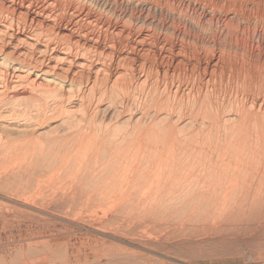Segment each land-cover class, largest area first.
<instances>
[{
    "label": "rangeland",
    "instance_id": "374dc122",
    "mask_svg": "<svg viewBox=\"0 0 264 264\" xmlns=\"http://www.w3.org/2000/svg\"><path fill=\"white\" fill-rule=\"evenodd\" d=\"M49 1L52 3L55 1L48 9L56 16L54 19L36 17L38 20L34 23L39 21L36 24L41 25V28L58 37L64 36L65 39L72 37L74 40H81L82 43L84 39L78 38V33L76 34V25L79 22L78 26L84 25L101 37L97 41L94 40V43L90 39L84 40L83 43L86 42L87 46H97L98 50L109 53V56L125 57L128 62L124 68L127 69L118 67V70L121 69L120 73L123 75L134 72L130 75L134 82L138 78L136 76H140L143 71L140 68L142 64L144 71L147 69L154 73L159 71L157 74L161 76L166 70L170 77L163 78L150 72L152 76L150 75L144 90L141 86V89L137 87L138 89L131 92L135 98L119 97L113 103L108 101V104L106 98H101L102 100L93 102L86 113H81L82 117L78 112L79 115L74 118L70 129L66 128L67 131L58 128L37 136L31 131L21 134L15 130L12 132L0 128V264H264V137H262L264 130L257 132V136L260 134L262 138L260 135L259 138L263 139L259 140L260 143L255 141L256 134L254 135L252 127L242 130L239 137L242 138V135L248 133L250 141L246 142L248 156L235 147L230 150L222 144L215 148L217 143L210 146L195 143L194 146L198 150L199 146L205 150L199 156L201 159L199 157L197 159L196 150L189 149L188 144H185L186 148L184 144L176 141L182 136H178L173 130L163 133L161 130L158 131L157 126L152 125L148 119L153 117L148 118V115L155 116L154 113L151 114L155 109L151 107L153 104L146 102L149 99L147 95L152 93L151 87L148 86L152 83L151 80L153 84L161 82L159 85L156 84L158 93L155 95L160 99L159 97L163 95L159 93L164 91L161 88L169 83V79L174 80L175 84L182 82L180 85H185L191 76L187 84L193 87L191 89L194 95L198 94L196 91L202 93L204 89L209 90L207 94L210 101L202 107L204 111L209 108V112L199 110L197 106L199 115L197 110L192 116L185 112L184 115H179V120L191 117L195 119V116L194 121L200 118L205 120L204 117L208 114L207 117L214 121L216 108L235 103L236 107L241 109L246 102L248 106L257 96V99L264 103V0H134L133 6L124 2L113 3L114 13L105 12L100 8L101 0H97V4H86L85 0H34L33 5L37 7ZM8 2L0 0L4 7L12 8L17 13L21 11L19 20L23 21L26 8L19 2L13 5ZM93 18H98V22L93 21L89 24L88 20ZM109 41L114 42L115 46H111ZM115 67L110 66V69L113 70ZM133 69L134 71H131ZM190 81H193V84ZM206 81L209 86L205 84ZM194 86L199 87L200 91ZM245 89L250 94H245L248 93ZM210 92L213 93L210 95ZM163 93L168 94L165 91ZM144 94L147 99L143 97ZM2 98L5 99L2 96L0 101H3ZM214 100L218 101V104ZM23 103L28 102L17 103L14 105L15 109H10L12 107L10 103L0 104L2 105L0 112L6 116L4 118L3 115L2 119L27 120V117L19 112L25 106ZM95 104L98 107L107 105L111 111L108 108L106 111L102 109L98 111ZM140 110L144 113L150 112L142 118L141 125L146 128L138 132L139 130L133 129L132 122L122 124L121 120L124 121L125 113H139ZM9 112L12 114L9 115ZM210 112L214 117L209 115ZM200 115L202 116L199 117ZM208 118L204 121L207 124L212 121ZM75 119L78 120L77 123ZM176 120L177 118L172 119L173 122ZM172 121L169 119L167 123H173ZM120 123L117 129L120 132L119 136L124 135L126 132L124 130H127L126 133L129 132V135L125 133L123 141L113 143L117 144L116 146L100 142L103 136L110 133L113 125ZM79 129L81 131H78ZM98 129V138H101L96 139L94 149L88 148L86 151L87 146H83L85 142L80 144L82 139L93 137V133ZM150 130L152 132H148ZM244 130L246 131L243 132ZM73 132L78 135L76 139H73L75 133L69 135ZM159 132L161 134H158ZM158 136L161 137V142L154 140ZM249 137L254 140H250ZM200 138L201 136L198 139ZM76 147H79V150ZM224 149L225 151L227 149L229 155L223 151ZM234 149L235 151H232ZM221 152L224 153L220 159ZM111 154V158L118 156L120 163L113 164L109 158ZM235 154L236 160L233 159ZM204 157L208 158V162L211 160L210 162L216 161L218 164L234 161L232 166L236 164V172L232 177L219 172L218 179L217 174L211 175V179L209 176H203L199 171L206 168L205 165H201L206 161ZM257 157L259 161H256ZM144 158H148L147 161L143 162ZM190 158L192 160H189ZM215 168L223 170L221 166L216 165ZM140 170L143 177L139 176L137 179L136 173ZM188 173H191L190 176ZM204 177L208 178L203 179ZM194 179L202 181L200 183L206 187L200 188H204L205 192H201L203 189L198 187L199 192L197 190L195 193H177L183 186L179 185L183 184L182 181ZM208 179L210 180L207 181ZM211 186L215 191L211 190Z\"/></svg>",
    "mask_w": 264,
    "mask_h": 264
},
{
    "label": "bare ground",
    "instance_id": "6f19581e",
    "mask_svg": "<svg viewBox=\"0 0 264 264\" xmlns=\"http://www.w3.org/2000/svg\"><path fill=\"white\" fill-rule=\"evenodd\" d=\"M3 1V0H2ZM12 5L15 4L16 2H19L21 6H24L26 8V13L24 14L23 21L19 20L20 19V12H16L14 9L12 8H8V7H4L3 5L0 4V98L2 96L5 97V99H3V101H0V104H7L10 103V105L12 107H10V109H15L14 105H16L17 103H20L22 101L28 102V103H23L24 108L19 110L20 113H22L24 116L27 117V120H21L23 122L19 121H7L4 118L6 117L2 112H0V128L3 127L5 128V130H15V132H20L22 133H26L27 131H31L34 134H36L37 136L43 135L44 133L46 134V132H50V131H55L58 128H62L63 130L66 128L71 127L72 123H74V118L76 116H78V112H80V116L81 113H86L88 111V107L91 106V104L95 101H99L101 98H106L107 99V104L108 101L109 102H115L117 99H119V97L124 98V97H130L133 96L131 95V92L135 91V89H138L137 87H141L144 88L147 85V81L149 80V77L153 72H151L149 69L144 71V66L143 64L140 66V68L143 70L141 71V75L140 76H136L138 77L134 82L133 79L130 75L134 72H132L130 75H123L122 73H120L121 69L118 70V67H121L123 70L127 69L124 68L126 67L125 65L127 64L126 61L127 59H125V57L122 58V56H113V55H108L107 53L98 50L97 46L96 47H92V46H87L85 43H83L84 40H94L97 41L98 39H100L101 37L97 34H95L90 28H87L86 26H77V32L78 33V38L80 37V39H84L81 43V40H74L72 37V39L70 38H63V37H58V35H53L51 32H48V30L41 28V25L38 26L36 23H34L35 21H37L35 18L36 17H44V18H53L56 16V14L54 15V13H51L48 9L49 6H51V4L53 5V3L51 1L43 3L41 5H37V7H34V0H8ZM59 1V0H58ZM71 1V0H70ZM86 4H97V0H85ZM84 1V2H85ZM8 2V3H9ZM57 2V1H56ZM68 2V1H67ZM82 2V1H81ZM97 2V3H96ZM101 4H99V6H101L100 8H102L105 12H112L114 13V9H113V3H127V4H132L131 6H133L134 4V0H101ZM7 3V2H6ZM9 4V6L11 5ZM18 4V3H17ZM16 4V5H17ZM39 4V3H38ZM5 5V4H4ZM8 5V4H7ZM56 5V4H55ZM62 5V4H61ZM78 5V4H77ZM84 5V3H83ZM135 5V4H134ZM149 5V4H148ZM153 5V4H152ZM59 5H57L58 7ZM74 6V5H73ZM85 6V5H84ZM151 6V5H150ZM13 7V6H12ZM19 7V6H18ZM80 7V6H77ZM90 7V6H89ZM116 7V6H115ZM136 6H134L135 8ZM24 8V9H25ZM62 8V7H61ZM72 8V7H71ZM17 9V8H16ZM66 9V8H65ZM75 9V8H73ZM71 9V10H73ZM87 9V8H86ZM130 9V8H129ZM170 9V8H169ZM23 10V9H22ZM57 10V9H56ZM76 10V9H75ZM89 10V9H88ZM101 10V9H100ZM165 10V9H164ZM19 11V10H18ZM53 11V10H52ZM59 11H61V9H59ZM63 11V10H62ZM61 11V12H62ZM70 11V8H69ZM169 11V10H168ZM221 11V10H220ZM54 12V11H53ZM83 12V11H82ZM130 12V11H129ZM161 12V11H160ZM166 12V11H165ZM173 12V11H172ZM23 13V11H22ZM58 13V12H57ZM77 13V11L75 12ZM88 13V12H87ZM90 13V12H89ZM159 13V12H158ZM164 13V12H163ZM235 13V11H234ZM64 14V13H63ZM84 14V13H83ZM236 14V13H235ZM58 15V14H57ZM67 15V14H66ZM74 15V14H73ZM81 15V14H80ZM86 15V14H84ZM92 15V14H90ZM110 15V14H109ZM178 15V14H177ZM87 16V15H86ZM94 16V15H93ZM92 16V17H93ZM116 16V15H115ZM171 16V15H169ZM28 17V18H27ZM60 17V16H59ZM62 17V16H61ZM79 17V15H78ZM90 17V16H89ZM105 17V16H104ZM41 18V17H40ZM75 18V17H74ZM83 18V17H82ZM123 18V17H122ZM131 18V17H130ZM227 18V17H226ZM28 19V20H27ZM54 19V18H53ZM69 19V18H68ZM85 19V18H83ZM136 19V18H135ZM144 19V18H143ZM232 19V18H231ZM52 20V19H51ZM59 20V19H57ZM67 20V19H66ZM77 20V19H76ZM75 20V21H76ZM80 20V19H79ZM82 20V19H81ZM109 20V19H108ZM123 20V19H122ZM61 21V20H60ZM65 21V20H64ZM72 21V20H71ZM98 22V18L96 19H89L88 23L90 24L91 22ZM127 21V20H126ZM151 21V20H150ZM51 22V21H50ZM49 22V23H50ZM63 22V21H62ZM69 22V21H68ZM67 22V23H68ZM83 22V21H82ZM133 22V21H132ZM76 23V22H75ZM87 23V24H88ZM105 23V22H104ZM117 23V22H116ZM129 23V22H128ZM151 23V22H150ZM45 24V23H44ZM56 24V22H55ZM59 24V23H57ZM61 24V23H60ZM72 24V23H70ZM83 24V23H82ZM86 24V23H85ZM113 24V23H112ZM155 24V23H154ZM190 24V23H189ZM192 24V23H191ZM194 24V23H193ZM54 25V24H52ZM93 25V24H92ZM101 25V24H100ZM44 25H42L43 27ZM62 26V25H60ZM58 26V27H60ZM75 26V25H74ZM90 26V25H89ZM94 26V25H93ZM98 26V24H97ZM108 26V25H107ZM134 26V25H133ZM47 27V26H46ZM51 27V26H50ZM105 27V26H104ZM117 27V26H116ZM196 27V26H195ZM52 28V27H51ZM93 28V27H92ZM101 28V27H100ZM198 28V27H197ZM94 29V28H93ZM166 29V28H165ZM56 30V28H55ZM71 30V29H70ZM167 30V29H166ZM97 31V30H96ZM99 31V30H98ZM115 31V30H114ZM164 31V30H163ZM53 32V31H52ZM70 32V31H69ZM74 32V31H73ZM124 32V31H123ZM71 33V32H70ZM118 33V32H117ZM158 33V32H157ZM179 33V32H178ZM177 33V34H178ZM63 34V33H62ZM66 34V33H65ZM102 34V33H101ZM104 34V33H103ZM143 34V33H142ZM75 35V34H74ZM73 35V36H74ZM107 35V34H105ZM104 36V35H103ZM110 36V35H109ZM108 36V37H109ZM68 37V36H67ZM75 37V36H74ZM106 37V36H105ZM121 37V35H120ZM133 37V36H132ZM149 37V36H148ZM128 38V37H127ZM183 38V37H182ZM103 39V38H102ZM108 39V38H105ZM110 39V38H109ZM108 39V40H109ZM114 38H112L113 40ZM121 39V38H120ZM141 39V38H140ZM111 40V39H110ZM115 40V39H114ZM118 40V39H117ZM122 40V39H121ZM173 40V39H172ZM101 41V40H100ZM102 42V41H101ZM105 42V41H104ZM107 42V41H106ZM110 42V41H109ZM112 42V41H111ZM111 46H115L114 42L111 43ZM118 42V41H116ZM115 42V43H116ZM120 42V41H119ZM92 43V41H91ZM121 43V42H120ZM165 43V42H164ZM194 43V42H193ZM203 43V42H202ZM126 44V43H125ZM124 44V45H125ZM98 45V42H97ZM101 45V44H100ZM120 45V44H119ZM140 45V44H139ZM142 45V44H141ZM108 46V45H107ZM127 46V45H126ZM125 46V47H126ZM106 47V45H105ZM103 47V50L104 48ZM129 47V46H128ZM188 47V46H187ZM108 49V47H106ZM116 48V47H114ZM142 48V47H141ZM195 48V47H194ZM113 49V48H112ZM135 49V48H134ZM145 49V48H144ZM106 50V49H105ZM111 50V49H110ZM114 50V49H113ZM186 50V49H185ZM144 51V50H143ZM154 51V50H153ZM110 52V51H109ZM111 53V52H110ZM162 53V52H161ZM186 53V52H185ZM132 54V53H131ZM147 54V53H146ZM149 54V53H148ZM127 55V54H126ZM198 55V54H197ZM196 55V56H197ZM170 56V55H169ZM174 56V55H173ZM182 56V55H181ZM158 58V57H157ZM174 58V57H173ZM129 60V59H128ZM135 60V59H134ZM132 59V61H134ZM157 60V59H156ZM136 61V60H135ZM186 61V60H185ZM180 63V62H179ZM129 64V63H128ZM131 65V64H129ZM134 65V63H133ZM110 66H116L115 69L112 70V68L110 69ZM137 67L139 66L136 65ZM156 66V64H155ZM132 67V66H130ZM136 67V68H137ZM150 67V66H149ZM134 68V67H133ZM129 69V68H128ZM132 69V68H130ZM129 69V70H130ZM131 71H134L131 70ZM156 71V70H155ZM162 71V70H161ZM166 71V70H165ZM164 71L163 75H161L163 78L165 76H169L167 75V73ZM195 71V70H194ZM151 72V74H150ZM159 72V71H158ZM156 71L157 74L158 73ZM124 73V72H123ZM126 73V71H125ZM166 73V74H165ZM211 73V72H210ZM123 76H121V75ZM139 74V73H138ZM137 75V74H136ZM160 76V74H157V76ZM133 76V75H132ZM152 76V75H151ZM155 75V79L157 77ZM160 76V77H161ZM200 76V75H199ZM170 77V76H169ZM173 77V76H172ZM176 77V76H175ZM182 77V75H181ZM191 77V76H190ZM190 77L188 80H186V84L185 85H180L181 83L177 82L178 84H175L171 79H169V83H165L166 84L164 86V88H161L162 90L164 89L165 92L168 93V91H166L165 89L169 90L171 93L169 92L168 94L165 93H161L160 91V95H163V97H159L160 99H158L155 95L156 93H158V85L161 83L156 82V84L158 83V85H156L155 83L153 84V81L151 80V84L148 85L149 87H151V91L152 93L148 94L147 92V96L149 97L148 101H146V95L144 94V98L146 102H148L149 104H153L151 105V107L153 106L155 111L152 112L151 114H155V116H151L149 113V111L147 113L142 112V110H140L139 113H130V114H126L125 113V117L123 118V120H121L122 124L125 123H129L132 122L133 129L135 130H139L138 132H140V129H144L146 127H144V125H141L142 122V118L145 117V115H148L150 117H153L152 119H148L151 120V123L153 126H157V128H159L158 131L161 130V132H166L168 130H173L174 132H176V134H178V136H182L181 139L178 140L177 138V142L178 143H182L184 144H188L189 149H193L194 151H197L196 157L198 159L199 156H201L200 154H202V152L204 153V151L202 150L201 146H199V150L194 146L195 143L201 144V145H214L217 143L216 146H214L215 148L219 145H225L224 147L227 149H230L232 147L238 148V150H242L244 151V153L248 156L249 155V150L247 151V147L246 142H250L248 139V133H246L245 136L242 135V138L239 137L240 134H242V130L244 128H249L252 127L254 130V135H255V141L260 143V139L262 137H264V134L262 133V137L260 135L261 138H259V135L257 136V134L259 133V130H264V103L262 101L259 100V98L257 99L254 98L250 103H249V107L247 106V102L245 103V105L239 109L237 108L236 104H228V105H222L223 107H218L216 108L217 110L215 112L216 115L214 119V121L211 118H208V114L205 118V120H201V118L199 119V117H201L202 115H200L198 117V119L200 120V122L198 121H194L196 119H185V120H179V115L187 112L188 114H190L189 116H192V114H196V110H197V114L199 115L200 112L198 113V107L199 106V110H203L202 107H204L206 105V103H209L210 101V97L208 96V92L209 90H201L202 93L197 92V86H200L197 83V87L196 89H194L196 91L197 95H194L192 92L193 87L188 86L187 81L190 80ZM196 77V76H195ZM208 77V76H207ZM158 78V77H157ZM162 78V79H163ZM179 78V77H178ZM186 78V77H185ZM184 78V79H185ZM212 78V76H211ZM153 79V78H152ZM154 79V80H155ZM167 79V77H166ZM177 79V78H175ZM196 79V78H195ZM199 79V78H197ZM201 79V78H200ZM160 80V79H159ZM171 80V81H170ZM178 80V79H177ZM183 80V78L181 79V81ZM211 81V79H208ZM156 81H158V79H156ZM161 81V80H160ZM163 81V80H162ZM166 81V80H165ZM176 81V80H175ZM202 81V80H201ZM150 82V81H149ZM191 82V81H190ZM189 82V84H190ZM198 82V81H197ZM208 81H206L205 84H207ZM135 83V84H134ZM200 83V81H199ZM202 83V82H201ZM212 83V82H211ZM191 84H193V81L191 82ZM194 84H196L194 82ZM203 84V83H202ZM201 84V85H202ZM162 85V84H161ZM208 85V84H207ZM188 86V87H187ZM193 86V85H192ZM206 86V85H205ZM209 86V85H208ZM212 86V85H211ZM207 87V86H206ZM216 87V86H215ZM140 88V89H141ZM160 88V87H159ZM201 88V86H200ZM200 88L198 89V91H200ZM203 88V85H202ZM210 88V87H209ZM214 88V87H213ZM148 89V88H147ZM160 89V90H161ZM249 89V88H247ZM245 89V91L247 90ZM150 90V89H149ZM139 91V90H138ZM144 91H142L143 93ZM248 92V90H247ZM251 92V91H250ZM146 93V92H145ZM213 93V92H212ZM210 92V95L212 94ZM245 93V92H244ZM134 94V93H132ZM164 94L166 96H164ZM245 94H250L245 93ZM158 95V94H157ZM217 95V94H216ZM254 95V94H253ZM251 95V97L253 96ZM146 96V97H145ZM213 96V95H212ZM256 96V95H254ZM134 97V96H133ZM214 97V96H213ZM216 97H220V96H216ZM215 97V98H216ZM246 97V96H245ZM245 97L243 99H245ZM250 97V98H251ZM135 98V97H134ZM215 98H212L215 99ZM222 98V97H221ZM26 99H28V101H26ZM131 99V98H130ZM137 99V97H136ZM247 99L249 100V98L247 97ZM102 100V99H101ZM133 100V99H132ZM222 100V99H221ZM219 100V102L221 101ZM246 100V99H245ZM251 100V99H250ZM121 101V100H120ZM118 101V102H120ZM134 101V100H133ZM216 103L218 101L214 100ZM223 101V100H222ZM242 101V100H241ZM104 103V102H103ZM130 103V102H129ZM136 103V102H135ZM215 103V105H216ZM225 103V102H224ZM237 103V102H236ZM244 103V100H243ZM242 103V104H243ZM111 105V103H109ZM119 104V103H118ZM198 104V105H197ZM204 104V105H203ZM214 104V103H213ZM218 104V103H217ZM222 104V102H221ZM22 105V106H23ZM100 105V104H99ZM212 105V104H211ZM210 105V106H211ZM235 105V106H234ZM240 105V104H238ZM2 106V105H0ZM18 106V105H17ZM95 106H97L95 104ZM120 106V105H119ZM130 106V105H129ZM139 106V104H138ZM209 107V105H207ZM214 106V105H213ZM5 107H7V105H5ZM109 106L107 105H101L100 107L97 106V110H104L107 109ZM115 108V106H113ZM118 107V105L116 106ZM142 107V106H141ZM145 107V106H144ZM150 107V106H149ZM148 107V108H149ZM3 108V107H2ZM122 108V107H121ZM143 108V107H142ZM146 108V107H145ZM197 108V109H196ZM207 108V107H205ZM204 108V109H205ZM96 109V108H95ZM109 109V108H108ZM118 109V108H117ZM115 109V111L117 110ZM125 109V108H124ZM147 109V108H146ZM209 109V108H208ZM207 109V111L203 110L204 112H209ZM8 110V109H7ZM110 110V109H109ZM119 111L121 109H118ZM145 110V109H144ZM151 110V109H149ZM1 111V110H0ZM111 111V110H110ZM211 111V110H210ZM96 112V111H95ZM113 112V111H112ZM131 112V111H130ZM138 112V111H137ZM146 112V110H145ZM204 112H202L203 114H205ZM213 112V113H214ZM14 113V112H13ZM102 113V112H101ZM186 113V114H187ZM12 114V113H11ZM9 112V115H11ZM21 114V115H22ZM107 114V113H106ZM113 114V113H112ZM111 114V115H112ZM119 113H117L118 115ZM173 114V115H172ZM4 115V116H3ZM7 115V114H6ZM83 115V114H82ZM92 115L94 116L93 112ZM116 115V114H115ZM184 115V114H183ZM210 116L212 115L211 112L209 114ZM2 116L4 117L2 119ZM19 116V115H18ZM79 116V117H80ZM105 116V115H104ZM188 116V117H189ZM205 116V115H204ZM209 116V117H210ZM213 116V115H212ZM211 116V117H212ZM213 116V117H214ZM16 117V116H15ZM82 117V116H81ZM103 117V116H102ZM112 117V116H111ZM116 117V116H115ZM122 117V116H120ZM184 117V116H183ZM9 118V117H8ZM14 118V117H13ZM24 118V117H23ZM105 118V117H104ZM110 118V116H109ZM177 118L176 121H172L175 120ZM187 118V117H186ZM194 118V117H193ZM203 118V117H202ZM206 118H208L210 121H212L208 124L204 121H206ZM249 118V120H248ZM83 119V118H81ZM169 119L173 122V123H167L169 121ZM13 120V119H11ZM96 120V119H95ZM103 120V119H102ZM109 120V119H108ZM119 120V119H118ZM168 120V121H167ZM208 120V121H209ZM78 121L75 119V122ZM111 121V120H109ZM94 122V120H93ZM107 122V121H106ZM105 122V123H106ZM144 122V120H143ZM77 123V122H76ZM81 123V122H79ZM78 123V124H79ZM83 123V122H82ZM95 123V122H94ZM103 123V122H102ZM119 123V121L117 122ZM127 123V124H128ZM147 123V122H146ZM88 124V123H87ZM91 124V123H90ZM143 124V123H142ZM75 125V124H74ZM73 125V126H74ZM98 127V124H96ZM113 125V124H112ZM121 123L120 124H115L111 127V131L110 133L108 132V135L103 136L102 141L105 143V145H114L113 143H118L119 140L120 142L123 141L125 139V135L128 134L126 133L127 130L124 133L123 136H119L117 129H119ZM152 125H150L152 127ZM72 126V127H73ZM100 126V125H99ZM102 126V125H101ZM146 126V125H145ZM148 126V125H147ZM96 127V128H97ZM106 127V126H105ZM104 127V128H105ZM109 127V129H110ZM75 128V127H74ZM108 128V125L107 127ZM149 128V127H148ZM153 128V127H152ZM82 130V128H80ZM78 131H81V130ZM85 129V128H84ZM94 129V128H93ZM100 129V127H99ZM99 129L93 133V137H89L88 139H82L81 143L85 142V144H83V146H87L86 147V151L88 148L94 149L96 147V139H100L98 138V132ZM122 129V128H121ZM250 129V128H249ZM3 130V129H2ZM1 130V131H2ZM74 130V129H73ZM89 130V129H88ZM123 130V129H122ZM146 130V129H145ZM149 130V129H148ZM61 131V130H60ZM67 131V129H66ZM142 131V130H141ZM246 130H244L243 132H245ZM261 131V132H262ZM13 132V131H12ZM58 132V131H57ZM104 133L103 129L101 131V133ZM148 132H152L151 130ZM241 132V133H240ZM248 132V130H247ZM258 132V133H257ZM75 132L69 134L72 135ZM80 133V132H79ZM88 133V132H87ZM97 133V134H96ZM102 133V134H103ZM123 133V132H122ZM222 133V134H220ZM252 133V132H251ZM51 134V133H50ZM64 134V133H63ZM82 134V133H80ZM101 134V135H102ZM107 134V133H105ZM158 134H161L160 132ZM245 134V133H244ZM99 134V136H101ZM121 135V134H120ZM129 135V134H128ZM250 135V134H249ZM252 135V134H251ZM31 136V135H30ZM45 136V135H44ZM63 136V135H62ZM77 133H75V135H73V139H76L77 137ZM201 136L200 139H198ZM203 136V138H202ZM238 136V137H237ZM57 137V136H56ZM71 137V136H70ZM129 137V136H128ZM161 137H155L154 140H159V142H161ZM237 138H239V140H237ZM244 138V140H243ZM250 138V137H249ZM251 138H253L251 136ZM250 140H254L251 139ZM53 139V138H52ZM79 139V137H78ZM65 140V139H63ZM80 140V139H79ZM263 140V139H261ZM67 141V140H66ZM164 141V140H163ZM36 142V141H35ZM39 142V141H38ZM125 142V141H124ZM123 142V143H124ZM253 143V141H251ZM59 143V142H58ZM70 143V142H69ZM177 143V144H178ZM255 143V142H254ZM66 144V143H65ZM71 144V143H70ZM80 144H78L80 146ZM100 144V143H99ZM219 144V145H218ZM264 144V143H263ZM117 145V144H116ZM114 145V146H116ZM197 145V144H196ZM256 145V144H255ZM260 145V144H259ZM82 146V145H81ZM104 146V144L102 145ZM122 146V145H121ZM258 146V144H257ZM264 146V145H263ZM44 147V146H43ZM100 147V146H99ZM186 147V146H185ZM186 147V148H187ZM217 147V148H218ZM222 147V146H221ZM77 148V147H76ZM83 148V147H81ZM103 148V147H102ZM108 148V147H107ZM122 148V147H121ZM120 148V149H121ZM154 148V147H153ZM207 148V146H206ZM209 148V147H208ZM258 148V147H257ZM42 149V148H41ZM71 149V148H70ZM79 150V147L77 148ZM117 149V147H116ZM223 149V148H222ZM220 149V150H222ZM227 149L225 151V149L223 150L225 153H227L229 155V152H227ZM250 149V148H249ZM260 148H258L259 150ZM97 150V149H96ZM144 150V149H143ZM149 150V149H148ZM154 150V149H153ZM152 150V151H153ZM209 150V149H206ZM216 150V149H214ZM237 150V149H236ZM237 150V151H238ZM56 151V150H55ZM84 151V149H83ZM117 151V150H116ZM123 151V150H122ZM146 151V150H145ZM188 151V149L186 150ZM212 151V149L210 150ZM218 151V150H217ZM216 151V152H217ZM232 151H235L232 150ZM80 152V151H79ZM82 152V150H81ZM93 152V151H91ZM149 152V151H148ZM215 152V151H213ZM212 152V153H213ZM223 152V153H224ZM78 153V152H77ZM84 153V152H82ZM97 153V152H96ZM126 153V151H124V154ZM146 153V152H145ZM144 153V154H145ZM209 153V151H208ZM222 153V152H221ZM223 153L220 156V159L223 158ZM233 153V152H232ZM235 153V152H234ZM89 154V152H88ZM115 154V153H113ZM128 154V153H127ZM127 154L125 156H127ZM132 154V153H131ZM138 154V152H137ZM136 154V155H137ZM216 154V153H215ZM220 154V153H219ZM237 154V153H236ZM235 154V155H236ZM85 155V154H84ZM87 155V154H86ZM123 155V154H122ZM135 155V154H134ZM146 155V154H145ZM205 155H207L205 153ZM209 157L210 154H208ZM231 155V154H230ZM149 156V155H148ZM203 156V155H202ZM217 159L218 155H216ZM234 156V155H233ZM112 157V154L109 156V158ZM118 157V156H117ZM116 156L111 158L113 164H117L120 163L119 159ZM123 157V156H122ZM135 157V156H134ZM132 157V158H134ZM142 157V156H141ZM140 157V158H141ZM147 157V156H144ZM150 157V156H149ZM148 157V158H149ZM208 157V156H207ZM208 157V158H209ZM231 157V156H230ZM70 158V157H69ZM125 158V157H124ZM136 158V157H135ZM147 158V159H148ZM155 158V157H154ZM201 159V157H199ZM205 158V157H204ZM208 158H205L204 160H206L205 162H202L201 165H205L206 168L204 166V171L201 169V172L199 171L200 174H202L203 176H209L212 177L211 175L217 174L213 176V180H215L214 178L216 177V179H218V175L220 174H226L227 176H233V174L236 172V164L232 163L234 161H228L224 164H222L221 162L218 164L216 161H212V162H208ZM215 158V159H216ZM225 158V157H224ZM237 155L233 158L234 160H236ZM256 159V157H254ZM139 159V158H138ZM146 158L141 159L143 160V162L146 160ZM150 159V158H149ZM157 159V158H156ZM196 159L197 162L200 163V161H198ZM203 159V158H202ZM219 159V160H220ZM228 159V158H227ZM258 159V157H257ZM110 160V159H109ZM132 160V159H131ZM135 160V159H134ZM137 160V159H136ZM153 160V158H152ZM188 160V159H187ZM189 160H192V158H190ZM203 160V161H204ZM133 161V160H132ZM151 161V160H150ZM195 161V158H194ZM218 161V160H217ZM256 161H259L256 160ZM64 162V161H61ZM162 162V161H161ZM169 162V161H168ZM175 162V161H174ZM190 162V161H187ZM195 162V163H197ZM219 162V161H218ZM70 163H72L70 161ZM103 163V162H102ZM126 163V162H125ZM149 163V162H148ZM152 163V161H151ZM164 163V162H163ZM172 163V162H171ZM192 163V161H191ZM108 164V163H107ZM112 164V163H111ZM122 164V163H121ZM124 164V162H123ZM132 164V163H131ZM139 164V163H138ZM141 164V163H140ZM160 164V163H159ZM113 165V166H115ZM151 165V164H150ZM153 165V164H152ZM176 165V164H174ZM194 165V164H193ZM221 166L223 167L222 171H219L220 168L216 169L215 167ZM118 166V165H117ZM116 166V167H117ZM132 166V165H131ZM149 166V165H148ZM157 166V165H155ZM191 166V165H190ZM198 166V165H196ZM200 166V164H199ZM215 166V167H214ZM104 167V166H103ZM110 167V165H109ZM201 167V168H202ZM112 168V166H111ZM110 168V169H111ZM127 168V167H126ZM151 168V167H150ZM149 168V169H150ZM194 168V167H192ZM114 169V168H113ZM199 169V168H198ZM196 169V170H198ZM112 170V169H111ZM124 170V169H121ZM120 170V171H121ZM128 170V169H126ZM143 170V169H142ZM174 170V169H173ZM195 170V169H194ZM102 171V170H101ZM110 171V170H109ZM115 170H113L114 173ZM139 171V170H138ZM172 171V170H171ZM190 171V170H189ZM193 171V170H192ZM191 171V172H192ZM122 172V171H121ZM120 172V173H121ZM128 172V171H127ZM148 172V171H147ZM205 172V173H204ZM220 172V174H218ZM116 173V172H115ZM145 173V172H144ZM174 173V172H173ZM177 173V171H176ZM179 173V172H178ZM183 173V172H182ZM195 173V171H194ZM197 173V171H196ZM100 174V173H99ZM117 174V173H116ZM141 174V170L140 172L136 173L137 175V179L139 176H142ZM181 174V173H179ZM185 174V173H184ZM187 174V173H186ZM189 176L191 173H188ZM97 175V174H96ZM120 175V174H119ZM170 175V174H169ZM168 175V176H169ZM176 175V174H175ZM178 175V174H177ZM176 175V176H177ZM118 176V175H117ZM155 176V175H154ZM197 176V175H195ZM199 177L201 175H198ZM226 176V177H227ZM93 177V176H92ZM113 177V176H112ZM115 177V175H114ZM120 177V176H119ZM143 177V176H142ZM157 177V176H155ZM179 177V176H178ZM185 177V176H184ZM187 177V176H186ZM194 178V176H192ZM224 177V179L226 178ZM230 177V178H231ZM134 177H132L133 180ZM141 178V177H140ZM173 178V177H172ZM197 178V177H196ZM208 178V177H206ZM205 177L203 179H206ZM228 178V177H227ZM229 178V179H230ZM100 179V178H99ZM104 179V178H103ZM112 179V178H111ZM114 179V178H113ZM116 179V178H115ZM123 179V178H121ZM154 179V178H153ZM183 179V178H182ZM202 179V178H201ZM211 179V178H210ZM210 179H208L207 181H209ZM222 180V179H221ZM150 181V179H149ZM172 181V180H171ZM220 181V180H219ZM140 182V180H139ZM157 182V181H156ZM182 183H180L179 185H183L182 187H180V192L179 189L177 191V193H181L182 194H187V193H193L194 191H197L198 187H204L205 185L203 183H200L202 181L199 180H191L188 182L182 181ZM213 181H210V183H212ZM218 182V181H216ZM223 182V180H222ZM228 182V181H227ZM107 183V182H106ZM138 183V182H137ZM155 183V182H154ZM158 183V182H157ZM224 183V182H223ZM226 183V181H225ZM131 184V183H130ZM207 184V183H206ZM209 184V183H208ZM207 184V185H208ZM214 184V183H213ZM218 184H220V182H218ZM222 184V183H221ZM220 184V185H221ZM112 185V184H111ZM218 185V186H220ZM226 185V184H225ZM122 187V185H120ZM214 186V185H212ZM212 186L210 187L211 190L213 189ZM223 186V185H222ZM125 187V186H124ZM130 187V186H129ZM206 187V186H205ZM216 187H217V183H216ZM225 187V186H224ZM119 188V187H118ZM126 188V187H125ZM221 188V187H220ZM123 189V188H122ZM140 189V186H139ZM159 189V188H158ZM203 190H200L201 192L204 191V188H200ZM209 189V188H208ZM219 189V187H218ZM217 189V190H218ZM120 190V189H119ZM164 190V189H163ZM182 190V191H181ZM162 191V190H161ZM212 191H215V189H213ZM127 192V191H125ZM199 192V190L197 191ZM205 192V191H204ZM203 192V193H204ZM209 192V191H207ZM195 193V192H194ZM212 194V192H211ZM198 195V194H197ZM200 195V194H199ZM196 196V195H195ZM188 202V201H187ZM193 202V201H192ZM188 204V203H187ZM159 212V211H158ZM101 245V244H100ZM98 247V246H97ZM105 247V246H104ZM98 252V251H97ZM57 254V253H56ZM60 254V253H59ZM51 256V255H50ZM54 260V259H53ZM63 261V260H62ZM56 262V261H55ZM60 263V262H59ZM55 264V263H54Z\"/></svg>",
    "mask_w": 264,
    "mask_h": 264
}]
</instances>
